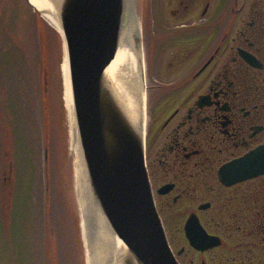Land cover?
<instances>
[{"label":"flooded vegetation","instance_id":"obj_1","mask_svg":"<svg viewBox=\"0 0 264 264\" xmlns=\"http://www.w3.org/2000/svg\"><path fill=\"white\" fill-rule=\"evenodd\" d=\"M146 3V163L161 218L186 214L177 259L264 264V175L230 187L219 179L222 166L264 145V0ZM191 214L221 246L190 247Z\"/></svg>","mask_w":264,"mask_h":264},{"label":"rangeland","instance_id":"obj_2","mask_svg":"<svg viewBox=\"0 0 264 264\" xmlns=\"http://www.w3.org/2000/svg\"><path fill=\"white\" fill-rule=\"evenodd\" d=\"M135 1L139 15L151 2ZM64 55L61 34L27 0H0V264H87ZM182 213H162L175 254L186 247Z\"/></svg>","mask_w":264,"mask_h":264},{"label":"water","instance_id":"obj_3","mask_svg":"<svg viewBox=\"0 0 264 264\" xmlns=\"http://www.w3.org/2000/svg\"><path fill=\"white\" fill-rule=\"evenodd\" d=\"M50 1L57 9L68 62L72 115L88 193L84 217L78 202L89 243L102 227V218L110 235L109 250L111 246V252L115 251L112 238L119 243L113 264H180L157 210L147 170L145 89L138 91L144 100L138 117L133 118L107 73L121 45L127 0ZM133 12V37L142 64L135 0ZM140 78L145 83L142 72ZM262 175L264 145L219 170V179L227 187ZM184 229L195 250L205 252L222 245L219 237L207 233L196 214L190 215ZM82 233L89 264L84 229Z\"/></svg>","mask_w":264,"mask_h":264},{"label":"bare ground","instance_id":"obj_4","mask_svg":"<svg viewBox=\"0 0 264 264\" xmlns=\"http://www.w3.org/2000/svg\"><path fill=\"white\" fill-rule=\"evenodd\" d=\"M29 3L39 12H41L43 18L47 20L56 30H60V24L57 17V9L55 4L50 0H28ZM134 0H127L126 6V25L123 32V37L119 51L113 62L108 69L109 80L113 84L119 98L124 103L127 111L133 118H137L142 107L144 100L140 97L138 91L141 89L144 91L145 83L140 78L141 72H143V65L139 63V54L137 53L134 37L133 27L131 25L133 18ZM134 24V22H133ZM140 61H143L140 52ZM63 82H64V101L69 113V129L71 139V151L74 157V170H75V186L78 201L80 202L82 216L87 212V187L85 183L84 174L81 168V162L79 157V146L76 138L75 123L72 115V99L70 93L69 84V69L67 56L64 55V61L62 64ZM101 218V217H100ZM101 228H97V235L89 243L88 240V228H85L84 220L82 219V228L86 234L87 254L89 264H113L119 243L112 238V243L115 247V251L110 246L109 250V238L110 235L107 232V228L103 219H100ZM106 238L108 242L104 239ZM108 246L102 249L104 246ZM100 246V247H99ZM101 251V252H100ZM99 252V254H98ZM113 253V254H112Z\"/></svg>","mask_w":264,"mask_h":264},{"label":"trees","instance_id":"obj_5","mask_svg":"<svg viewBox=\"0 0 264 264\" xmlns=\"http://www.w3.org/2000/svg\"><path fill=\"white\" fill-rule=\"evenodd\" d=\"M69 198V197H68ZM68 206H69V209L71 211V215L73 216V218L75 216H77V209H76V206H75V203H73L72 201L68 200Z\"/></svg>","mask_w":264,"mask_h":264}]
</instances>
